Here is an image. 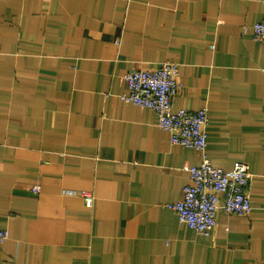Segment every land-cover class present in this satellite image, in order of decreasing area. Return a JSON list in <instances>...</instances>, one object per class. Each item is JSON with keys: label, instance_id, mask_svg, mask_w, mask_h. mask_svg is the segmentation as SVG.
<instances>
[{"label": "crops", "instance_id": "obj_1", "mask_svg": "<svg viewBox=\"0 0 264 264\" xmlns=\"http://www.w3.org/2000/svg\"><path fill=\"white\" fill-rule=\"evenodd\" d=\"M262 20V0H0V264H264ZM163 62L210 162L251 174V214L220 208L207 236L167 208L202 154L119 100Z\"/></svg>", "mask_w": 264, "mask_h": 264}, {"label": "built area", "instance_id": "obj_2", "mask_svg": "<svg viewBox=\"0 0 264 264\" xmlns=\"http://www.w3.org/2000/svg\"><path fill=\"white\" fill-rule=\"evenodd\" d=\"M250 31L255 40L264 41V20L254 23ZM178 67L175 62H163L156 68L127 72L123 76L126 91L119 95V100L151 109L158 126L168 132L171 145L202 154L201 162L187 169L189 183L182 187L180 199L167 204V208L176 213L180 223L207 236L216 226V213L220 208L231 215L251 214L252 204L246 191L251 174L244 163L235 162L230 169H223L207 158L206 109H172L173 98L183 91ZM32 191L36 193L38 188ZM80 195L86 203H92L91 194L82 191ZM7 238V230L0 227V244Z\"/></svg>", "mask_w": 264, "mask_h": 264}]
</instances>
